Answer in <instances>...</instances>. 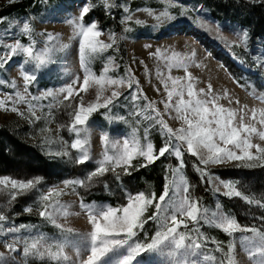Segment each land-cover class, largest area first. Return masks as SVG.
Segmentation results:
<instances>
[{
  "label": "snow or ice",
  "instance_id": "obj_1",
  "mask_svg": "<svg viewBox=\"0 0 264 264\" xmlns=\"http://www.w3.org/2000/svg\"><path fill=\"white\" fill-rule=\"evenodd\" d=\"M14 2V0H10ZM249 3H255L256 0H248ZM264 4V0H259ZM79 15L74 16L70 23L74 26L76 36V51L78 53L79 66L82 70V83H79L80 77L77 76L71 82L65 83L58 89H45L40 96H34L29 92V86L37 80L35 74L42 66L48 63L54 51L48 46V42L53 39V34L41 33L45 39L41 41L42 47L37 50L38 40L29 21L22 23L19 33L6 30V36L16 37L11 43L0 41V69L7 68L10 61L15 57H22V62H18L20 75L23 77V93L15 92L11 95L4 93L6 100L12 101L11 111L25 117L30 124L45 119L43 108H40L41 115H37V108L40 107L34 101L41 98L58 96L64 94V99L70 97L76 101L78 94L86 90L88 86H96V102L89 103L86 106L83 103L75 104L69 102L68 108L72 109L69 115L72 117L67 127L69 134H75L71 139V149L78 150V155L74 163L84 165L90 161L88 151L89 140L87 136L81 138L82 129L79 126L86 125L92 113L100 108L107 111L111 107L120 104L121 99L127 100L131 97L133 104L129 111L130 117H136V125L142 123L140 117H143L147 123L143 127L142 140L138 138L139 127H133L130 138L126 137L123 142L119 140L111 143V149L105 148L101 159L96 161V166L88 171L83 178L64 179L63 185H71L74 189L76 186L84 188V195L79 192V208L81 212L76 215L84 214L86 217L87 231L80 232L71 228H65L64 224L59 223L57 216L61 214L67 217L69 214L67 206L60 203L56 197L61 195L57 188L50 187L48 192L40 197V208L38 215L43 222H47L59 230V236H47L40 231L38 225H28L20 223L18 226L12 225L7 228L6 236L10 239H4L2 242L7 253L0 252V264H18L13 253H21L24 258V264H28L29 258H38L42 264H50L55 261L56 264H141L143 254L160 253L162 250H168V256L171 257V264H200L196 257L201 255V249L211 240L216 244L217 251H224V242H217L214 238L208 237L201 230V221L204 225L214 226L226 233L230 240L226 246L225 256L228 264H236L235 255L237 249L236 233L239 232V242L242 247L248 249V255L255 258L254 264H264V213L259 217L261 227L257 228L255 224L251 226L241 225L234 216L223 215L222 213H212L208 215L207 208L201 210L197 201L200 199L194 197L190 191V185L183 175H180L179 182L175 180L170 185L168 182L169 170L175 177L178 171H181L185 165V153L198 158L199 164L194 166V171L200 175V181L205 182L212 173L207 170L208 165L221 164L225 161H237L239 166L253 168L257 165L264 167V145L253 143V136L264 141V110L257 114L256 110L251 111L252 120H257L261 127L254 124L246 123L245 116L247 113L241 111L239 117L237 110L226 108L218 103V97L211 92L212 85H208V91L204 88L195 87V78L188 72L190 64L196 62V52L179 53L173 51L171 55L165 54L162 59L167 61L169 70L172 67L183 68L185 76L173 77L168 75L158 76L164 84V91L167 99L164 102V113H160L155 108V103L149 101L141 107L136 101L140 98L138 93L139 82L135 81L131 68L125 66L124 76H118L114 70L119 67L112 55L107 56V61L103 64L99 74L92 71L89 65V59L93 56H100L104 59V53L113 49L118 52L116 46V33L108 32L109 42L98 39L102 34V27L97 19L92 18L90 12L100 7L105 15L112 14V10L117 7L123 8L124 15L120 18V23L125 24L133 19L130 9L126 5L115 3V0H102L100 5L89 3L88 0H81L77 6ZM162 10H148L149 15L155 16L158 26L166 25L173 33L183 31L184 18L187 17V10L181 6L178 15L172 12V0H163ZM140 11V9H136ZM34 19V17H33ZM5 18L0 17V22ZM43 22V21H42ZM49 23L53 21H47ZM137 24L141 21L137 20ZM125 31H130L127 27ZM21 38H26L22 42ZM120 39H124L123 36ZM247 30H243L241 42H247ZM235 43V42H233ZM61 47L67 48L68 45ZM151 48L150 44L144 45ZM161 49L149 52V56L160 57ZM110 62V65H109ZM140 63H143L141 61ZM26 65H34L29 71L25 69ZM264 68V62L260 64ZM113 72V75H109ZM169 81L171 86H169ZM5 80L0 79V85ZM12 87L16 88L15 81H12ZM79 86L77 87V84ZM126 84L128 89L135 90L125 94L123 86ZM107 92L110 94H106ZM159 91V89H157ZM175 97V100H174ZM210 97V98H209ZM82 100V97H79ZM147 100V97H143ZM264 99V97H261ZM17 103H27V115L15 105ZM127 106V105H125ZM5 107V100L0 99V108ZM175 112L174 119L181 121V127H170L165 120V114L171 115ZM146 112L148 113L146 115ZM155 114L154 122L151 115ZM123 120L124 116L117 117ZM163 138L162 144L157 148L154 146L150 135L151 130H157ZM49 131L47 128L40 129L43 134ZM86 133L87 127L83 129ZM64 145L68 141L63 137L59 138ZM101 140L107 146L109 143V133L104 132ZM45 143V140H41ZM254 149V151H253ZM57 157L69 156L66 148L59 149L54 154ZM142 158L133 163L134 158ZM160 157L168 161L164 165L165 183L161 193L157 196L154 193L145 191H131L123 185V176H131L132 172L139 167H146L154 163ZM177 161L173 164L169 158ZM204 165L205 167H200ZM111 174L113 182L121 188V196L118 203L97 202L92 200L86 202L84 196L93 188L94 184H101L105 189L109 188L108 179ZM39 179H17L8 175L0 176V192L6 191L11 197L9 206L18 195H27L35 189ZM210 183L211 180L207 179ZM226 191L225 196L241 197L242 193L238 191L230 181H221ZM219 191V188H217ZM243 199L249 204L253 200L248 196ZM255 203L261 207L260 200ZM219 207V205H217ZM151 209V210H150ZM25 212H32L31 207H25ZM18 215V214H17ZM10 221V216L0 209V230H3V223ZM154 225V230L149 233L146 228L148 222ZM189 225H192L190 228ZM248 233H251L250 235ZM75 249V258L71 259L64 254L66 247ZM55 248V251H53ZM47 257V259H45ZM224 264V260L220 261Z\"/></svg>",
  "mask_w": 264,
  "mask_h": 264
},
{
  "label": "rangeland",
  "instance_id": "obj_2",
  "mask_svg": "<svg viewBox=\"0 0 264 264\" xmlns=\"http://www.w3.org/2000/svg\"><path fill=\"white\" fill-rule=\"evenodd\" d=\"M5 1L7 0H0V4ZM135 1L138 2V5L132 6L131 3ZM110 2H112V0H110ZM80 3L81 0H76L69 6H58L54 4V6L51 5L46 8L45 5L42 6L44 8L39 14L33 15L29 19H11L0 22V41L4 43H11L14 38H16L6 36V30L19 33L22 28V23L25 20L30 22L34 32L37 34V50L43 46L40 42L45 39V37L40 34L44 32L53 34V39L48 42V46L53 48L54 51L51 55L50 61L35 73L37 75V80L29 86V92L32 95L39 97L40 93L44 92L45 89H58L65 83L76 79L77 76L80 77L79 83H82L83 73L79 66L78 53L76 51L75 43L77 38L75 36L74 26L70 23L74 16L79 15L77 6L80 5ZM115 3L129 7L130 14L133 19L125 24H121L120 18L124 15L123 8L117 7L112 10V14L110 15H117L119 18V31L115 32L117 40L116 46H118L119 51L116 52L113 51V49L107 50L104 53L103 60L100 56L91 57L89 59V65L94 73L99 74L103 64L107 61L108 55H112L118 65L120 64L116 56H123L121 68H116L114 73L118 76H124L125 66L131 68L135 81L139 82L140 92L138 95L140 98L136 101V103L143 107L149 101H152L155 103V108L160 113H164V102L167 99V94L164 91V84L158 76V70L159 74L163 75L165 78H167L169 74L173 77H183L185 76V71L183 68L176 67H172L169 70L167 67V61L162 59V57L165 54L170 56L173 51L182 54H190L191 51L194 50L196 52V62L189 65L188 72H190L192 77L195 78V87L197 89L202 87L207 92L208 85L211 84V92L219 98V104L226 108L236 109L238 117L241 111L247 113L245 116V122L254 124L258 128L261 127L257 122L259 118L258 115L257 120H252L251 111L255 109L257 114H259L260 111L264 110V99H261V97H264V68L260 67L261 62H264V40L262 38L256 36L251 38L253 42V63L257 67V70L246 69L241 64H238L239 69L243 73V79L248 80L244 86H239L230 78L220 60L214 57V55L225 58L232 57L226 47V45L232 44H237L243 50H246L248 40L247 42H241L243 37V28L236 25L218 26L215 22L203 14L202 9H192L188 1H186V3H180L177 0H172V10L183 6L187 11H191L194 14L193 19L188 16L184 18L183 31L173 33L170 29H167L166 25L154 27L157 25L155 16L149 15L148 10H162L161 6L163 4V0H115ZM151 5H159L160 7L152 8ZM136 9H140V11H136ZM53 20L54 22H47ZM137 20L141 21V23L137 24ZM126 27L130 29V31H125L124 29ZM108 32L109 31L102 30V34L98 39L106 43L109 42ZM121 36H123L124 39H120ZM21 39L22 42H26V38ZM146 44H150L151 48L149 49L144 47ZM62 45H68V47L63 48L61 47ZM157 48L161 49L160 57L148 55L150 51L154 53ZM0 51H2V48H0ZM22 59V57H15L12 61H10L7 68L0 69V79L5 80V83L0 85V99L5 100V107L0 108V127L8 124H14L17 129L20 130L24 136H26V138L35 136L33 143H35L36 148L42 153L47 161L54 164L56 171L59 172L58 174L62 175H59L60 181L55 185H51V182H53L51 179L46 182L38 178L39 182L37 183L36 188L31 190L27 195H18L15 200L12 201L11 206H9V200H11V197L7 195L6 191L0 192V209L4 210L6 213H10V209H12L14 205H21L23 211L26 206L31 207V213L25 211L24 213L35 218V222L33 224L38 225L40 231L45 233L47 236H59V230L51 224L43 222L42 218L38 215L40 197L47 193L50 187H54L61 191V195L56 197V199H58L61 204L66 205L67 211L71 213L67 217L58 214V222L64 224L65 228H71L80 232L87 231L88 227L86 225V217L84 214H75L77 212H81L79 208V196H77L76 193L79 192L81 195H84L85 190L80 186H76L75 189L71 185L66 187L63 185L62 181L64 179L83 178L88 171L92 170L96 166V161L102 158L105 148L107 147L111 149V143L113 141L119 140L122 144L124 138H130L133 127H139L137 136L143 143V127L147 121H145L143 117H140L142 123L137 126L135 122L136 117H130L128 115L129 111L132 110L131 106L133 104L130 96L127 100L122 98L120 104L115 107H111L110 111H107L104 108L98 109L91 114L89 121L86 122V125L79 126L82 129L81 138L87 136L89 140L88 151L91 159L84 165L75 164L74 159L79 153L78 150L71 149L70 147L71 139L75 138V134H69L67 127L62 128L60 125H68L72 119L69 115V113L72 112V109L67 107L70 101L75 104L83 103L85 106L89 103L96 102V86L93 84L88 86L86 90H82L78 94L76 101H72L71 97L68 100H65L64 94L41 98L38 101H34V103L40 106L37 108V115H41L40 108H43V116L45 119L37 121L35 124H30L25 117L11 111L13 103L12 101L6 100L4 96L5 92L11 95H14L17 91L23 93V77L20 75V68L18 65V62H22ZM97 60L100 61V64L96 69L94 64ZM141 61H143V63H140ZM33 68L34 65L25 66V69L29 71ZM257 74H261L263 77H258L260 79L255 83L249 81L251 78H255ZM109 75H113V72H110ZM12 81H15L16 88L12 87ZM79 83L77 84V87L79 86ZM169 86H171L170 81ZM157 89H159V91H157ZM123 90L125 94H127L128 92L135 90V84L133 89H128L125 84L123 86ZM106 94H110L107 92V89ZM144 96L147 97V100L143 99ZM79 97H82V100H80ZM15 106L27 115V103H17ZM147 114L148 113L146 112V115ZM119 116H124L127 123L123 120H118L117 117ZM154 116L155 114L153 113L150 117L153 119V122ZM174 116L175 112L173 110L171 115L165 114L164 118L170 127H181V121L174 119ZM86 127L88 131L85 133L83 129ZM42 128H47L49 131L42 134L40 132V129ZM104 132L109 133V143L107 146L101 140V136ZM152 132H156L160 135L158 129L151 130V134ZM60 137H63L64 140L68 141V144L64 145L59 139ZM42 139L45 140V143H41ZM252 140L253 143H261L264 145V141H260L256 136H253ZM62 148L67 149L69 156L61 158L54 155L57 150ZM138 159L140 160L142 158H134V160ZM26 161L27 160H25V162ZM250 169H258L261 171L264 170V167L257 165L253 168H246L239 166V162L237 161H225L221 164L208 165L207 170H217L222 173L219 176L212 174V176L208 178L211 180L209 188L211 195L214 197V201L209 207L205 205H198L201 210L207 208L209 216H211L212 213H222L223 215H228L223 210L219 197L228 200H237L245 206L244 209L248 215L245 214L244 216H248L249 219L257 221L261 224L259 217L262 213H264V207L257 205L255 201L260 200L261 204H264V189L258 190L259 193H253L248 183L249 177H247V170ZM108 175V183H111L114 203L107 201V198L101 200L94 197L97 196L101 198V194H105V188L101 184H94L93 188L90 189L88 194L84 196L86 202L96 200L97 202L110 203L112 205H116L118 203V198L121 196V192L116 191L118 189V185L113 182L111 174ZM180 175L184 176L182 170L178 171L175 177L173 176L172 171L169 170V184L171 185L174 180L179 182ZM233 175L235 176L232 177ZM221 181L232 182L233 186L242 193V196L231 198L225 196L223 193L226 189ZM244 183L245 189L243 190ZM217 188H219V191H217ZM243 196H248L253 200V203L249 204L243 199ZM217 205H219V207H217ZM250 214H254L255 216H251ZM13 224L15 225L11 219L10 221L3 223V230H0V252H8L2 241L4 239H10V237L6 236V230ZM198 226H201V230L205 233V235L214 239V235L209 230L214 229L223 232L214 226L204 225L203 221H201V224ZM189 227L191 228L192 225H189ZM146 228L149 233H151L154 230L153 223L149 221ZM224 234L228 237L229 241L230 237L226 233ZM248 234L250 235L251 233ZM239 236L240 233L237 232V249L235 255L236 264H254L255 258L249 256L248 249L240 245ZM226 246L227 244L224 243V251H217L216 244L209 240L201 249V255L195 259H198L200 264H220L222 259L224 260V264H228L227 257L225 256ZM53 251H55V248H53ZM64 254L69 256L71 259H74L75 249L70 246L66 247L64 249ZM12 255L15 256L18 264H24V258L21 253H13ZM45 259H47V257H45ZM28 264H42V262L38 258L30 257ZM50 264H56V262L50 261ZM141 264H171V257L168 256L167 249L162 250L160 253L143 254Z\"/></svg>",
  "mask_w": 264,
  "mask_h": 264
},
{
  "label": "trees",
  "instance_id": "obj_3",
  "mask_svg": "<svg viewBox=\"0 0 264 264\" xmlns=\"http://www.w3.org/2000/svg\"><path fill=\"white\" fill-rule=\"evenodd\" d=\"M76 0H14L10 2L7 0L0 4V17L5 20L11 19H29L33 15H37L44 8L56 4L61 6H69ZM102 0H88L89 3L100 5ZM180 3H188L192 9H202L203 14L215 22L218 26L223 25H236L247 30L248 43L246 50H243L239 45L232 44L226 45L227 49L231 53L232 57L240 63L244 68L250 70H257V67L253 63V42L252 37H260L264 40V4L256 0L255 3H249L248 0H177ZM138 2H132L131 5H138ZM154 5V4H152ZM152 8L160 7L152 6ZM180 8L177 7L172 10L174 15H178ZM188 12V17L193 19V13ZM92 18L97 19L100 22L102 30L105 31H119V18L117 15H105L104 11L100 7L94 8L90 14ZM264 49V48H263ZM210 50V49H208ZM264 51V50H263ZM124 53V52H123ZM220 60L230 78L239 86H244L246 81L243 79V73L237 68L228 58L215 56ZM116 58L119 62V68L123 62V56L117 55ZM100 61H96L94 66L97 69ZM255 77V76H254ZM263 77L261 74H257L255 78H251L249 81L255 83ZM35 136L26 138L20 130L14 124H8L0 127V176L8 175L17 179H42L47 182L51 179V185H55L60 181L59 172L56 171L54 164L47 161L41 152L36 148L33 139ZM151 140L157 148L162 144L163 138L156 132H152L150 135ZM173 164L177 161L169 158ZM185 165L182 169V173L185 179L188 181L190 188L189 191L194 197L200 198L198 205L210 206L213 204L214 197L211 195L209 183L207 179L205 182L200 181V175L194 171V166L199 164L198 158L190 156L185 153L184 156ZM25 160H27L25 162ZM139 160V159H138ZM136 160L133 161L135 163ZM168 161L164 157H160L154 163L148 164L146 167H139L132 172L131 176H123V185L131 191H145L146 193H154L159 195L162 191L163 184L165 183L164 165ZM200 167H204L200 165ZM59 168V166H58ZM232 170V169H230ZM212 174L217 176L221 175L220 171L208 170ZM249 177L248 183L253 193H259L258 190L264 189V170L258 169L247 170ZM233 175L232 177H234ZM244 178V177H243ZM242 178V180H243ZM115 183V182H114ZM247 183V184H248ZM246 184V185H247ZM109 188L105 189V194H101V198L94 196L97 199L104 200L107 198L110 203H114L113 191L111 183H108ZM245 183L243 184V186ZM249 187V186H248ZM245 186L243 187V190ZM116 191L121 192V188L118 187ZM106 195V196H105ZM221 206L226 214L234 216L241 225L251 226L255 224L257 228L261 227L257 221H253L248 218L244 204H241L237 200H228L219 197ZM151 210V209H150ZM6 213V212H5ZM10 216V219L19 225L20 223L33 224L35 218L29 214H25L22 206L14 205L10 209V213H6ZM18 214V215H17ZM17 215V216H15ZM255 216L254 214H250ZM250 216V217H251ZM260 222V221H259ZM215 237L216 241H223L228 243V237L219 230H209Z\"/></svg>",
  "mask_w": 264,
  "mask_h": 264
},
{
  "label": "water",
  "instance_id": "obj_4",
  "mask_svg": "<svg viewBox=\"0 0 264 264\" xmlns=\"http://www.w3.org/2000/svg\"><path fill=\"white\" fill-rule=\"evenodd\" d=\"M231 60V62L233 63L234 62V60L233 59H230ZM236 66L238 67V65L236 64ZM239 68V67H238Z\"/></svg>",
  "mask_w": 264,
  "mask_h": 264
},
{
  "label": "bare ground",
  "instance_id": "obj_5",
  "mask_svg": "<svg viewBox=\"0 0 264 264\" xmlns=\"http://www.w3.org/2000/svg\"><path fill=\"white\" fill-rule=\"evenodd\" d=\"M223 52V51H222ZM228 58H231V57H228Z\"/></svg>",
  "mask_w": 264,
  "mask_h": 264
}]
</instances>
